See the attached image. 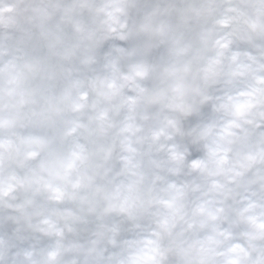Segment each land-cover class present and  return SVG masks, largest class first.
Listing matches in <instances>:
<instances>
[{
    "label": "clouds",
    "instance_id": "obj_1",
    "mask_svg": "<svg viewBox=\"0 0 264 264\" xmlns=\"http://www.w3.org/2000/svg\"><path fill=\"white\" fill-rule=\"evenodd\" d=\"M0 264H264V0H0Z\"/></svg>",
    "mask_w": 264,
    "mask_h": 264
}]
</instances>
